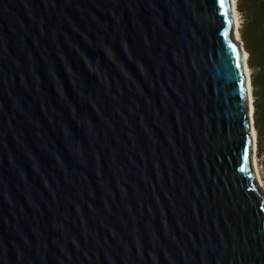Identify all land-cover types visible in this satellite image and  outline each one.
<instances>
[{"label": "water", "instance_id": "obj_1", "mask_svg": "<svg viewBox=\"0 0 264 264\" xmlns=\"http://www.w3.org/2000/svg\"><path fill=\"white\" fill-rule=\"evenodd\" d=\"M242 48L231 0H0V264H264Z\"/></svg>", "mask_w": 264, "mask_h": 264}, {"label": "trees", "instance_id": "obj_2", "mask_svg": "<svg viewBox=\"0 0 264 264\" xmlns=\"http://www.w3.org/2000/svg\"><path fill=\"white\" fill-rule=\"evenodd\" d=\"M237 10L243 17L241 38L249 55L252 76L255 128L258 146L264 155V0H238Z\"/></svg>", "mask_w": 264, "mask_h": 264}, {"label": "rangeland", "instance_id": "obj_3", "mask_svg": "<svg viewBox=\"0 0 264 264\" xmlns=\"http://www.w3.org/2000/svg\"><path fill=\"white\" fill-rule=\"evenodd\" d=\"M237 1L238 0H235L236 10H237ZM237 13H238V18H239V27H238L239 39H240V42L242 44V47L245 50V46H244L243 40L241 38V28H242V24H243V17H242V15L240 14V12L238 10H237ZM248 58H249V55L247 53V60H246V62L248 64V70H249V73H250V81H252V76L254 75V72L255 71L250 67V65L248 63ZM251 93L253 94V86H252V83H251ZM252 99H253V102H254L253 95H252ZM254 126H255V123H254ZM256 134H257V131H256ZM256 160H257V171H258V177H259L258 185H259V188L262 191V194L264 195V155H263V153H261L260 147L258 146V134L256 135Z\"/></svg>", "mask_w": 264, "mask_h": 264}, {"label": "bare ground", "instance_id": "obj_4", "mask_svg": "<svg viewBox=\"0 0 264 264\" xmlns=\"http://www.w3.org/2000/svg\"><path fill=\"white\" fill-rule=\"evenodd\" d=\"M232 2V12H233V18H234V36L235 39L240 42L239 39V34H238V27H239V18H238V13L236 10V6H235V0H231ZM241 43V42H240ZM243 49V48H242ZM243 51V50H242ZM243 56H244V69H245V73L247 76V80H248V90L250 93V101L252 102V97H251V84H250V73L248 70V65L246 64V58H247V53L245 51H243ZM251 114H253V107L251 106ZM256 131L255 129H253V138H254V154L252 157V163H253V168H254V172H255V177H256V181L257 183L259 182V177H258V171H257V160H256Z\"/></svg>", "mask_w": 264, "mask_h": 264}, {"label": "snow or ice", "instance_id": "obj_5", "mask_svg": "<svg viewBox=\"0 0 264 264\" xmlns=\"http://www.w3.org/2000/svg\"><path fill=\"white\" fill-rule=\"evenodd\" d=\"M220 2H221V5L223 6L224 0H220ZM229 46L232 47V45H229ZM244 149H245V159H246L247 156H248L249 149H250V143L249 144H246L244 146Z\"/></svg>", "mask_w": 264, "mask_h": 264}]
</instances>
